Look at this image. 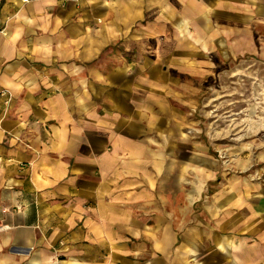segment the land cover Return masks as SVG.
<instances>
[{
    "label": "crops",
    "instance_id": "crops-1",
    "mask_svg": "<svg viewBox=\"0 0 264 264\" xmlns=\"http://www.w3.org/2000/svg\"><path fill=\"white\" fill-rule=\"evenodd\" d=\"M160 16L264 58V0H0V264H264V184L192 192L213 169L143 139L159 66L96 59L123 24L125 51L146 49Z\"/></svg>",
    "mask_w": 264,
    "mask_h": 264
},
{
    "label": "rangeland",
    "instance_id": "rangeland-1",
    "mask_svg": "<svg viewBox=\"0 0 264 264\" xmlns=\"http://www.w3.org/2000/svg\"><path fill=\"white\" fill-rule=\"evenodd\" d=\"M146 11L143 9L144 16L139 18L142 24L155 20V13L146 17ZM168 19L158 18L167 26L151 35L146 49L138 53L125 51L121 32L125 24L119 26L118 40L96 41V59L108 69L121 63L133 65L131 73L134 66H159L160 71L152 77L144 73L159 87L153 90L157 96L153 113L158 119L143 139L177 162L201 159L207 172L213 169L201 190L196 189V175L185 176L192 192L218 193L233 176L264 184V58L248 52L231 53L229 41L220 44L211 36L204 49L193 42L183 43L182 31L168 25ZM171 31L172 51L160 52V41Z\"/></svg>",
    "mask_w": 264,
    "mask_h": 264
},
{
    "label": "built area",
    "instance_id": "built-area-1",
    "mask_svg": "<svg viewBox=\"0 0 264 264\" xmlns=\"http://www.w3.org/2000/svg\"><path fill=\"white\" fill-rule=\"evenodd\" d=\"M2 95V92H0V96ZM3 227L2 226H0V229H2Z\"/></svg>",
    "mask_w": 264,
    "mask_h": 264
},
{
    "label": "bare ground",
    "instance_id": "bare-ground-1",
    "mask_svg": "<svg viewBox=\"0 0 264 264\" xmlns=\"http://www.w3.org/2000/svg\"><path fill=\"white\" fill-rule=\"evenodd\" d=\"M253 111H254V108H252V111H251L252 114H253Z\"/></svg>",
    "mask_w": 264,
    "mask_h": 264
}]
</instances>
